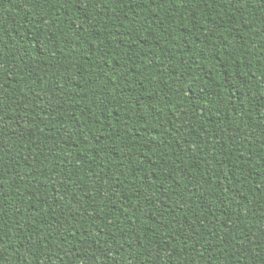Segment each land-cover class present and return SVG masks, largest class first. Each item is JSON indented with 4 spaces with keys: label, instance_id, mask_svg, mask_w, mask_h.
Returning a JSON list of instances; mask_svg holds the SVG:
<instances>
[{
    "label": "trees",
    "instance_id": "obj_1",
    "mask_svg": "<svg viewBox=\"0 0 264 264\" xmlns=\"http://www.w3.org/2000/svg\"><path fill=\"white\" fill-rule=\"evenodd\" d=\"M0 264H264V0H0Z\"/></svg>",
    "mask_w": 264,
    "mask_h": 264
}]
</instances>
